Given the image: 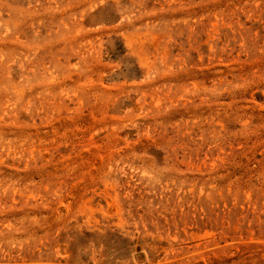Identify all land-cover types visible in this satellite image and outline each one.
Instances as JSON below:
<instances>
[{
  "label": "rangeland",
  "instance_id": "1",
  "mask_svg": "<svg viewBox=\"0 0 264 264\" xmlns=\"http://www.w3.org/2000/svg\"><path fill=\"white\" fill-rule=\"evenodd\" d=\"M0 264H264V0H0Z\"/></svg>",
  "mask_w": 264,
  "mask_h": 264
}]
</instances>
